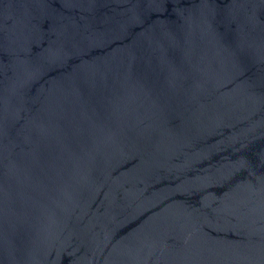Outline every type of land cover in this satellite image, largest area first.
<instances>
[{
	"label": "water",
	"instance_id": "1",
	"mask_svg": "<svg viewBox=\"0 0 264 264\" xmlns=\"http://www.w3.org/2000/svg\"><path fill=\"white\" fill-rule=\"evenodd\" d=\"M0 264H264V0H0Z\"/></svg>",
	"mask_w": 264,
	"mask_h": 264
}]
</instances>
